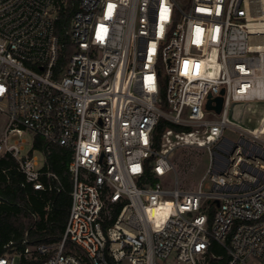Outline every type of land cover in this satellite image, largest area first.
<instances>
[{
  "label": "built area",
  "instance_id": "obj_1",
  "mask_svg": "<svg viewBox=\"0 0 264 264\" xmlns=\"http://www.w3.org/2000/svg\"><path fill=\"white\" fill-rule=\"evenodd\" d=\"M3 101L0 155L43 189L23 140L7 143L31 130L71 150L72 188L60 241L0 264H264V111L251 127L229 119L264 106V0H0ZM161 118L179 129L156 145ZM177 145L209 153L195 189L163 182Z\"/></svg>",
  "mask_w": 264,
  "mask_h": 264
},
{
  "label": "trees",
  "instance_id": "obj_2",
  "mask_svg": "<svg viewBox=\"0 0 264 264\" xmlns=\"http://www.w3.org/2000/svg\"><path fill=\"white\" fill-rule=\"evenodd\" d=\"M68 19V16H61L57 20V32L64 39L63 25L67 26ZM168 127L179 129L163 118L158 121L155 127L156 145L159 144L161 133ZM32 147L44 156L41 167L43 175L40 177L43 189H34L30 183L25 182L17 160L9 152L0 155V255L6 251L22 252L27 245H56L64 232L72 188L68 170L71 150L50 143L39 135H35ZM47 172L53 173L56 179L47 176ZM146 175L148 181L153 180L149 170ZM65 247L67 250L74 248L81 251L70 241H66ZM32 257L34 259L26 261L21 256V264H40L47 258V254L38 255L34 252ZM223 261L210 264H223Z\"/></svg>",
  "mask_w": 264,
  "mask_h": 264
},
{
  "label": "rangeland",
  "instance_id": "obj_3",
  "mask_svg": "<svg viewBox=\"0 0 264 264\" xmlns=\"http://www.w3.org/2000/svg\"><path fill=\"white\" fill-rule=\"evenodd\" d=\"M162 79L165 80V75H163ZM0 108V137H2L4 126L7 123V103L5 101L1 102ZM262 111H264V106L259 104L240 105L235 107V112L229 114V119L233 125H247L251 127L257 123ZM217 117H219V114H214L212 111L206 114V118ZM225 134L231 138H235L234 132L229 129L225 130ZM34 137L35 134L31 130L24 129L21 134H9L7 143L10 144L23 140V148L20 155H32L36 157V166L37 168H41L44 164V156L39 150L33 149ZM170 159L174 165V170L170 171L163 178V182L168 187H173L175 176H177L179 187L182 190H191L197 187L198 182L205 174L209 163V153L206 148L177 145L171 151ZM201 187L202 190H208V180H204Z\"/></svg>",
  "mask_w": 264,
  "mask_h": 264
},
{
  "label": "water",
  "instance_id": "obj_4",
  "mask_svg": "<svg viewBox=\"0 0 264 264\" xmlns=\"http://www.w3.org/2000/svg\"><path fill=\"white\" fill-rule=\"evenodd\" d=\"M214 100L216 101V104L215 106H213V109L216 111V112H219L220 111V108H221V97L218 96V97H215ZM207 107L209 108L210 106L208 105L207 103Z\"/></svg>",
  "mask_w": 264,
  "mask_h": 264
},
{
  "label": "snow or ice",
  "instance_id": "obj_5",
  "mask_svg": "<svg viewBox=\"0 0 264 264\" xmlns=\"http://www.w3.org/2000/svg\"><path fill=\"white\" fill-rule=\"evenodd\" d=\"M111 7V6H110ZM186 66H187V62H186Z\"/></svg>",
  "mask_w": 264,
  "mask_h": 264
}]
</instances>
